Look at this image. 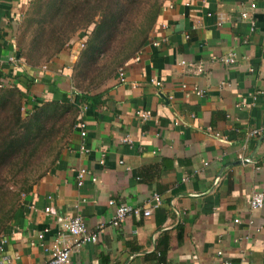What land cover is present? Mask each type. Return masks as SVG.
Returning a JSON list of instances; mask_svg holds the SVG:
<instances>
[{
	"label": "crops",
	"instance_id": "0c3cea01",
	"mask_svg": "<svg viewBox=\"0 0 264 264\" xmlns=\"http://www.w3.org/2000/svg\"><path fill=\"white\" fill-rule=\"evenodd\" d=\"M27 2L0 0V83L27 86L24 105L33 110L74 90L66 54L24 66L18 37ZM163 8L139 60L124 66L126 83L116 76L91 93L102 105L80 108L85 135L73 127L22 195L0 240L2 264H45L53 245L73 240L57 218L76 215L98 237L69 264H264V207H249L264 191V133L248 135L264 129V0L253 12L248 0H166ZM242 12L255 20L252 31ZM230 52L236 61L222 63ZM182 86L204 95L185 96ZM141 110L152 119L141 121ZM110 201L151 215L113 227Z\"/></svg>",
	"mask_w": 264,
	"mask_h": 264
},
{
	"label": "trees",
	"instance_id": "16d2710c",
	"mask_svg": "<svg viewBox=\"0 0 264 264\" xmlns=\"http://www.w3.org/2000/svg\"><path fill=\"white\" fill-rule=\"evenodd\" d=\"M45 3L44 9L40 6L36 9L37 12L43 9L45 26L37 29L35 38H39L44 30V43H55L58 52L65 49L66 44L70 49L76 31L90 28L82 35L84 49L76 65L79 72L89 76L88 72L97 65L101 55L103 58L109 55V66L118 67L111 69L105 79L92 87L93 90L73 91V97L66 95L64 101L42 100L40 106L25 118L20 112V101L24 104L28 87L22 88L18 84L0 89V240L15 218L22 195L29 193L43 176L42 173L35 178L31 176L32 159L38 151L37 146L55 138L61 131L54 129L55 119L64 121L66 127L62 130L66 138L75 125L73 113L77 118L81 107L94 110L102 105L100 94L91 93L116 77L117 69L125 66L143 48L163 7V0H47ZM70 76L74 78L75 72ZM93 82L88 83V87ZM9 105L13 108L8 109ZM10 118H14L13 126L8 122ZM50 123L52 126L48 129Z\"/></svg>",
	"mask_w": 264,
	"mask_h": 264
},
{
	"label": "rangeland",
	"instance_id": "374dc122",
	"mask_svg": "<svg viewBox=\"0 0 264 264\" xmlns=\"http://www.w3.org/2000/svg\"><path fill=\"white\" fill-rule=\"evenodd\" d=\"M166 0H163V4ZM47 0H28L27 4V10L22 16V19L20 20V32H19V37H18V44L20 48V55L24 59V66L29 64L30 66L32 65H38L40 64H47L50 61H53L54 59L58 58L60 55H67L68 59L70 60V74L75 72L74 78H71L72 82V87L73 90H93L96 83L105 79V75L112 70L116 69L118 66H109L110 63V56L106 55L104 58L102 55L100 56V59L98 60L97 65L93 68H91L90 72H88V75H82V73L79 72V67L76 66L79 63V56L81 51L84 49L80 46L81 42L84 40V35L86 34V30L90 28H86L84 30H79L76 31L73 34V44L68 49V45L66 44L65 49H60V51H55L58 49V47L55 45V43L52 42H45L44 43V30L39 38H35L34 34L37 31V29L41 26L44 28V22L42 21V15H43V9L44 5L46 4ZM45 3V4H44ZM40 6V9L43 8L40 12H37V8ZM163 8V7H162ZM42 21L41 24L39 22ZM156 26V25H155ZM155 28V27H154ZM48 31L49 29L46 28ZM86 31V32H85ZM48 35V34H45ZM71 36V35H70ZM69 50V51H67ZM141 51H137L136 54H138ZM20 63V67L22 68L23 66V61L18 60ZM123 67V66H121ZM119 67L117 71L121 68ZM113 72V71H112ZM91 81H94L92 84L89 85ZM12 88V87H11ZM9 88V89H11ZM2 91V90H1ZM26 102V101H24ZM20 104L22 106L21 109V115L23 118H25L29 112L33 111L32 109H27L25 105L23 104V100L20 101ZM13 105H9L8 109L13 108ZM80 112V110H79ZM78 112L77 118H75V113H73L74 120H75V125L79 122L80 118V113ZM13 114V109L12 113ZM10 114V116H11ZM72 116V119H73ZM8 122L13 126L14 123V118L8 119ZM55 130H61L58 134H56V137L54 136L50 139L47 140L43 145L37 146L38 151L36 150V155L32 159L33 165L31 167H34V170L30 173L33 178H35L38 175H41V173L44 176V173L48 171V169L51 167V162L55 158V156L58 153L59 146L63 141L65 140L64 138V133L62 128H65L66 125L62 119H55ZM52 126L50 123L48 125V129ZM39 147V148H38ZM45 147V148H44ZM47 149V152H46ZM30 167V168H31ZM10 181V180H9ZM13 181V178H12ZM11 184V183H10Z\"/></svg>",
	"mask_w": 264,
	"mask_h": 264
},
{
	"label": "built area",
	"instance_id": "2783aa9c",
	"mask_svg": "<svg viewBox=\"0 0 264 264\" xmlns=\"http://www.w3.org/2000/svg\"><path fill=\"white\" fill-rule=\"evenodd\" d=\"M248 7L251 12L255 11L257 8V0H248ZM164 9V8H163ZM240 17L242 20L247 21L250 25V30L252 31L255 26V20L253 19L252 15L248 12H242L240 14ZM160 45V42H153V46L157 47ZM81 47H83V44H80ZM139 54V53H138ZM136 54L135 61L139 60V56ZM10 61L12 65H14L15 69H18L20 67L19 61L10 58ZM220 61L224 64H233L236 61L235 55L230 52L220 58ZM181 65L186 66L188 71H192L194 73L200 74L203 73L204 68L202 64L196 65L194 63H188L182 61ZM44 69V67H43ZM117 79L119 83H126V77H125V68L124 66L121 67L117 71ZM156 86H161V83L158 81H154ZM13 84H4L0 83V89L5 87H12ZM135 86V85H133ZM132 86V87H133ZM184 90L186 89V86H182ZM189 94H194L196 96H203L204 91L197 88L192 87L191 89L185 91V96H188ZM86 109V107H84ZM82 114V113H81ZM136 115L141 119V121H148L152 119V114L148 110H141L136 112ZM75 128L80 130L81 136L85 135L84 128L85 124L83 121L79 120V122L76 124ZM264 133V129H258L251 131L248 135L250 137H258L261 136ZM218 136V135H216ZM127 144H132V140L125 138L123 140ZM85 170H80L78 173V184H82V179L85 174ZM95 181V180H93ZM154 202L155 205H158L160 202V199L157 195H154ZM109 205L114 206L115 211L114 215L112 217V220L110 222L111 226L113 227H119L125 220L126 217L135 215L140 216L143 215L144 217H149L151 215V209H141L139 207H133L129 205L124 204H118L116 205L113 201L109 202ZM249 207L252 210H259L264 207V191H256L253 193L249 199ZM45 212L48 214H54L53 210L50 207H47L45 209ZM57 221L61 224L64 231H66L71 237H73L72 242L70 244L65 245H58L55 244L50 249L49 259L45 264H69L70 256L73 252H77L82 245L85 243H95L97 241L98 232L92 233L87 230V227L85 225V222L83 218L79 215H76L75 217H58ZM235 222H238L237 220ZM101 232V230L99 231ZM40 239L42 238V235L39 236ZM0 244H4V241H0ZM2 246V245H1ZM1 250V247H0ZM9 261L6 257L2 258V261H0V264Z\"/></svg>",
	"mask_w": 264,
	"mask_h": 264
}]
</instances>
